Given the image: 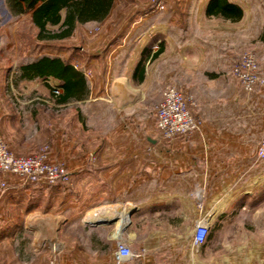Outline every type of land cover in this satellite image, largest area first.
<instances>
[{
	"label": "crops",
	"instance_id": "obj_1",
	"mask_svg": "<svg viewBox=\"0 0 264 264\" xmlns=\"http://www.w3.org/2000/svg\"><path fill=\"white\" fill-rule=\"evenodd\" d=\"M209 1L157 12L112 0L104 19L77 24L64 40L80 53L65 57L86 81L82 99L63 98L52 77L0 72L6 145L19 156L47 145L71 176L66 186L0 176V264H115L119 240L136 254L122 264H264V88L244 91L229 68L234 46L262 29L264 0H226L242 11L235 22L207 16ZM164 85L182 92L198 131L161 139ZM201 218L209 230L195 246Z\"/></svg>",
	"mask_w": 264,
	"mask_h": 264
},
{
	"label": "built area",
	"instance_id": "obj_2",
	"mask_svg": "<svg viewBox=\"0 0 264 264\" xmlns=\"http://www.w3.org/2000/svg\"><path fill=\"white\" fill-rule=\"evenodd\" d=\"M165 0H151L153 9L162 12ZM230 74L239 82L246 92H254L258 87L264 88V78L260 75L258 64L252 53H243L231 68ZM201 122L195 118L189 108V102L182 92L175 87H167L162 92L156 108V128L163 141H170L176 136L189 135L198 131ZM255 160L264 161V136L259 140ZM12 176L22 184L44 183L47 185H69L71 176L66 167L51 161L48 149L43 147L36 153L19 156L6 145L0 133V176ZM209 230L206 218H201L195 225L193 243H204ZM136 256L123 240L116 243L113 259L115 264L130 261Z\"/></svg>",
	"mask_w": 264,
	"mask_h": 264
},
{
	"label": "trees",
	"instance_id": "obj_3",
	"mask_svg": "<svg viewBox=\"0 0 264 264\" xmlns=\"http://www.w3.org/2000/svg\"><path fill=\"white\" fill-rule=\"evenodd\" d=\"M5 3L13 16H30V25L36 31L35 39L41 42L62 41L72 35L77 24L101 21L108 14L112 0H5ZM206 15L235 22L241 19L242 11L226 0H210ZM140 66L141 63L137 70ZM19 72L21 79L52 77L62 81L63 98L79 100L84 96L86 81L68 59L40 55L20 65Z\"/></svg>",
	"mask_w": 264,
	"mask_h": 264
},
{
	"label": "rangeland",
	"instance_id": "obj_4",
	"mask_svg": "<svg viewBox=\"0 0 264 264\" xmlns=\"http://www.w3.org/2000/svg\"><path fill=\"white\" fill-rule=\"evenodd\" d=\"M172 1L173 0H165L164 4ZM148 3L149 6H152L151 0H148ZM261 12L264 19V9H262ZM96 32L97 28L90 30L87 35L92 36ZM257 32L255 39H251L249 47L242 48L240 45L234 46V57L231 60L229 68H232L238 62L239 57L243 53L250 52L253 54L260 71V68L263 67L262 64L264 63V21L262 29L259 33ZM35 33L36 31L32 28L26 18L13 16L9 12L5 0H0V72L1 75H4L5 68H10L12 73H9V76L7 77L9 81L13 82L16 80V76L18 75L14 72L20 65L34 60L42 55V53H44L43 55L48 54L52 56L61 55V58L63 59H66L65 56L67 52L70 55L69 57L80 53L79 49L82 44L79 41L76 42L70 39L40 42L35 39ZM76 59L74 62L77 63V65H80ZM79 63L81 62L79 61ZM167 87L177 88L174 85H164L160 87L161 92ZM16 96L18 97L19 95L16 94ZM43 147L48 149L49 154V147L47 145H42L39 149ZM29 236L30 234H24L23 239L28 240Z\"/></svg>",
	"mask_w": 264,
	"mask_h": 264
}]
</instances>
